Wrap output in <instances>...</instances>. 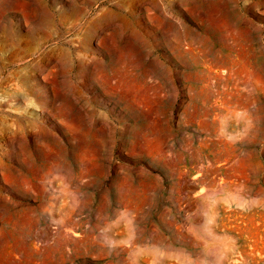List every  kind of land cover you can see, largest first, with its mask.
Returning <instances> with one entry per match:
<instances>
[{
	"label": "rangeland",
	"instance_id": "374dc122",
	"mask_svg": "<svg viewBox=\"0 0 264 264\" xmlns=\"http://www.w3.org/2000/svg\"><path fill=\"white\" fill-rule=\"evenodd\" d=\"M0 264H264V0H0Z\"/></svg>",
	"mask_w": 264,
	"mask_h": 264
}]
</instances>
